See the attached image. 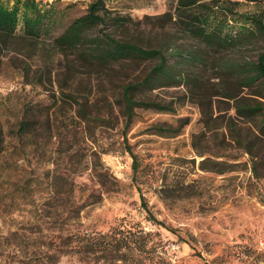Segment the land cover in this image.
Instances as JSON below:
<instances>
[{"label":"rangeland","instance_id":"374dc122","mask_svg":"<svg viewBox=\"0 0 264 264\" xmlns=\"http://www.w3.org/2000/svg\"><path fill=\"white\" fill-rule=\"evenodd\" d=\"M35 1L41 10L52 9L56 37L86 14L92 0ZM175 1L106 0L113 16H129L132 22L108 24L104 33L143 49L164 47L170 39L196 46L164 17ZM1 3L13 8L16 0ZM18 10L20 29L25 10L21 5ZM236 11L257 14L264 7L242 2ZM15 47L16 52L6 50L0 58L1 123L9 133L28 108L37 122H51L53 138L48 142V135L35 132L34 146L4 181L0 236L17 231L40 241L14 247L0 264H49L50 241L56 248L53 237L59 233H106L116 227L149 233L147 247L154 250L155 264H264V90L242 87L215 66L218 59L253 62L258 46L211 55L206 68L194 70L198 79L187 85L136 88L132 101L170 111L136 106L129 117L122 88L139 82L156 61L90 66L76 52L56 53L47 39L36 49ZM237 102L263 111L240 117ZM49 171L73 184L70 193L64 187L50 201L53 219L36 222L30 212L47 209L49 196L43 192L29 196L34 208L3 205L10 193L6 181L46 182ZM145 210L167 229L154 225ZM34 223L36 233L29 230ZM141 260L135 251L132 261L129 256L116 261L63 255L59 264H146Z\"/></svg>","mask_w":264,"mask_h":264},{"label":"trees","instance_id":"16d2710c","mask_svg":"<svg viewBox=\"0 0 264 264\" xmlns=\"http://www.w3.org/2000/svg\"><path fill=\"white\" fill-rule=\"evenodd\" d=\"M105 1L92 0L86 14L75 18L61 34L53 37L54 18L50 7L41 10L35 0H16L14 7L8 8L0 0V58L7 52L6 50L16 52L18 50L16 45L36 49L38 43L47 39L50 40V47L56 53L64 55L67 52H76L78 59L90 66H105L125 60L156 61L139 82L122 88L127 117L136 106L152 108L158 112L170 111L168 107L159 104L134 102L131 92L140 86L156 90L196 81L198 75L194 70L206 68L211 55L227 49L258 46L259 52L253 62L244 58L235 61L218 59L215 66L224 74L237 78L242 87L258 85L264 90V11L257 14L236 11L237 5L242 2L264 7V0H176L172 12L164 14V17L179 27L182 38L193 40L196 46L177 45L176 40L170 39L166 46L152 49H143L129 41H118L104 33L108 24L118 26L123 22H132L129 16H113V11L105 7ZM18 5L25 10L20 29H18ZM230 23L236 28L230 29ZM1 64L0 60V67ZM186 68H189V71H186ZM235 109L240 117L263 111L258 105L249 106L242 102H237ZM260 123L264 124V121ZM52 129L53 125L48 119L38 122L34 120L28 108L22 110L20 118L10 127L9 133L0 120V192L4 188V181L10 180V174L16 172L18 161L24 160L27 150L34 146L30 142L32 136L36 137L35 132L48 135V142H51ZM8 142H11L13 148L10 153L7 148ZM46 144L50 143L46 141L44 145ZM7 153L10 158H6ZM136 168L133 160V172H136ZM50 173V171L46 173L48 179L46 182H41L38 178L28 180L24 184L6 181L10 193L6 197L8 203L3 205L11 208L14 206L15 209L24 205L34 208L35 201H29V196L43 192L49 196L45 205L47 209L41 213L35 209L30 212L35 213L33 216L36 222L53 219L55 213L50 201H56L64 187L70 193L73 184L55 173L52 175ZM3 198L0 195V203ZM146 212L154 225L167 229L148 211ZM37 225L38 223H34L29 230L34 231V226ZM136 234L138 237H135ZM148 235L149 233H144L143 230L132 231L122 227L112 228L106 233H59L58 236L53 237L56 248L52 247L50 241L53 248L50 251L53 252L48 253L47 258L49 264H59L63 255L86 257L98 255L104 260L113 258L116 261L124 260L129 256L132 261L134 252L139 251L142 256L141 263L155 264L154 250L147 247ZM38 241L40 238H25L17 231L0 236V261L10 256L14 247L28 248ZM126 250L129 251L128 254Z\"/></svg>","mask_w":264,"mask_h":264}]
</instances>
